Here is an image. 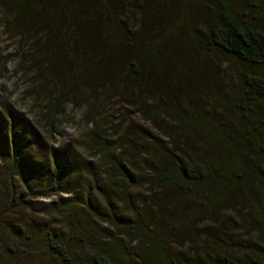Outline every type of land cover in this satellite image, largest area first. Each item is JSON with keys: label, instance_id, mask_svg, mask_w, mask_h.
<instances>
[{"label": "trees", "instance_id": "16d2710c", "mask_svg": "<svg viewBox=\"0 0 264 264\" xmlns=\"http://www.w3.org/2000/svg\"><path fill=\"white\" fill-rule=\"evenodd\" d=\"M124 7L137 12L127 13ZM0 22L13 31L23 28L20 35L25 37L45 34L54 51L65 43L82 62L96 56L88 66L94 75L79 77L76 87L84 86L90 98L110 84L127 88L125 103L170 140L164 146L150 134L149 143L143 138L133 146L127 127L119 124L111 139L105 132L108 124L111 130L110 120L88 119L85 135L102 160L106 180L120 192L128 190L125 179L129 186L130 181L138 183L128 164L142 148L150 157L144 168L152 175L150 187L158 193L149 196L152 211L142 207L132 216H112L115 228L131 236L132 253L122 240L109 241L112 235L98 231L94 220L102 207L88 195L49 201L65 211L71 230L67 238L89 243L83 247L86 264H264V111L257 109L264 108V0H0ZM37 39H30L34 50ZM177 49L188 60L175 56ZM213 52L228 60L234 78L226 91H210L208 97L221 109L217 115L199 100L208 94L209 88L205 93L199 87V76L206 55ZM151 74L156 91H144ZM75 94L68 90L53 97L46 111L55 117ZM53 161L51 186L65 193L59 185L62 161ZM36 163L31 156L14 162L34 174L40 171ZM233 197L243 202L247 218L221 224L215 215ZM203 219L209 224L198 223ZM237 230L247 237L240 239ZM12 234L13 228L0 218V264H25L35 246L27 234L22 244ZM48 235L56 238H45V264H84L69 240Z\"/></svg>", "mask_w": 264, "mask_h": 264}, {"label": "rangeland", "instance_id": "374dc122", "mask_svg": "<svg viewBox=\"0 0 264 264\" xmlns=\"http://www.w3.org/2000/svg\"><path fill=\"white\" fill-rule=\"evenodd\" d=\"M123 10L137 12L130 7H124ZM23 30H10L0 22V218L7 220L13 228L14 241L22 244L25 234L30 236V239H25L32 242L35 250L28 255L30 259L24 260L23 263L45 264V254L42 251L45 238H56L48 234L57 233L59 239H67L73 244L75 254L86 264L89 263V257L88 254L85 255L83 247L89 248V243L67 238L71 230H68L70 222L64 218L65 211H59L56 205L48 202L77 193L88 195L94 203L102 207L99 218L94 220L98 231L104 232L106 236L112 235L109 241L114 238L122 240L132 253L134 243L131 242V236L120 233V230L115 228L112 216H132V213L142 207H145L146 211L153 210L154 204L149 200V196L158 192L150 187L152 175L149 170L144 169L150 157L142 148H137L128 164V172L138 179V183L130 181L132 186H129V178L125 179L123 184L128 190L117 191L115 186L106 180L101 158L94 155L90 149L92 141L85 135L86 128H89L86 122L93 117L101 122L110 120L111 130L108 124L105 132L111 139L116 137L117 127L119 131L121 127H127L130 133L129 142H132L133 146H136L133 143L144 140L149 143L146 136L150 134L164 143V146L170 144V140L159 135L125 103L126 100L122 97L126 96L127 88L110 84L107 91L90 98L84 86L76 87L85 74L94 75L88 73V66L93 59L98 60L96 56L92 54L87 61L82 62L81 58L78 59L79 53L72 52L69 45L61 43L54 51L51 39L45 38V34L37 33L36 36L25 37L20 35ZM30 39L39 40L35 43L37 50L33 49ZM63 39L67 40V36H63ZM29 48L31 49L28 50ZM174 53L181 58L184 56L178 49ZM82 54H85V51H82ZM183 59L188 60L186 57ZM205 60L206 67H203V75L199 76V87L205 93L206 88L209 89L208 94H203L199 100L205 110L217 115L221 109L216 106L214 99L208 96L210 91L224 92L228 89L225 85L234 83L233 68L223 55L215 52L206 55ZM107 64L109 67L113 65L112 62ZM34 65L37 66L33 67ZM153 80L154 75L151 74L150 79L144 81L146 86L142 90L156 91L152 86ZM68 90L77 94L68 96L59 107L58 114L52 117L46 111L47 104L53 97ZM200 93L203 91L200 90ZM257 109L261 113L264 111L262 105H258ZM260 119H264V115L260 116ZM136 126L146 132L141 133ZM143 138L145 139L142 140ZM113 151L117 153L119 150ZM28 156L36 159V166L43 172L38 170L40 173L34 174L24 171L23 168L18 169L14 162L17 163V159ZM54 158L59 163L62 161L63 173L59 185L65 188V193H59L51 186V179L55 177L52 166ZM27 161L24 159V163ZM13 164L15 166H12ZM24 188L27 194L23 192ZM11 195L14 200L9 203ZM233 198L232 203L215 215L221 224L227 225L230 219L247 218L243 202L238 197ZM201 221L209 224V220L203 219L198 223L202 224ZM73 231L75 232V229ZM234 234L239 236L243 231L237 230ZM240 237L245 239L247 236ZM26 253L27 251L21 252V255ZM75 254H72L73 258H76ZM50 260H54L53 257H50Z\"/></svg>", "mask_w": 264, "mask_h": 264}]
</instances>
